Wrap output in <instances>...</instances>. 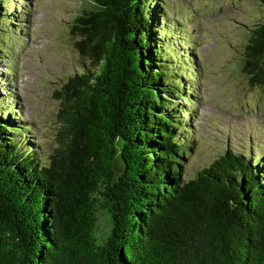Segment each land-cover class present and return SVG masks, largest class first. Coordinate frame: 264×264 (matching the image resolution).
Here are the masks:
<instances>
[{"label": "trees", "instance_id": "trees-1", "mask_svg": "<svg viewBox=\"0 0 264 264\" xmlns=\"http://www.w3.org/2000/svg\"><path fill=\"white\" fill-rule=\"evenodd\" d=\"M15 1L0 0L4 55L2 35L16 36L25 9ZM255 1L238 26L240 60L264 88V0ZM163 3H80L69 32L81 60L56 90L46 157L0 92V264H264V150L228 145L188 176L201 66Z\"/></svg>", "mask_w": 264, "mask_h": 264}, {"label": "rangeland", "instance_id": "rangeland-1", "mask_svg": "<svg viewBox=\"0 0 264 264\" xmlns=\"http://www.w3.org/2000/svg\"><path fill=\"white\" fill-rule=\"evenodd\" d=\"M82 1L16 0L25 7L13 21L19 32L14 36L6 30L2 35L8 52L0 53V92L15 100L17 114L33 127L29 134L39 137L34 144L45 157L59 126L56 90L81 60L69 25ZM253 4L255 0H164L165 14L181 20L186 33L179 32L193 41L201 66L196 81L200 91L190 104L197 116L192 121L197 136L185 165L188 176L208 166L228 145L248 151L253 142V152L264 150V88L250 85L240 60L244 31L238 26L257 12ZM13 11L9 7L5 13ZM98 218L101 233L108 228L109 216L100 212Z\"/></svg>", "mask_w": 264, "mask_h": 264}, {"label": "water", "instance_id": "water-1", "mask_svg": "<svg viewBox=\"0 0 264 264\" xmlns=\"http://www.w3.org/2000/svg\"><path fill=\"white\" fill-rule=\"evenodd\" d=\"M116 159H117V162H116V170H117V172H119L121 170V165H120L121 159L120 158H116Z\"/></svg>", "mask_w": 264, "mask_h": 264}]
</instances>
